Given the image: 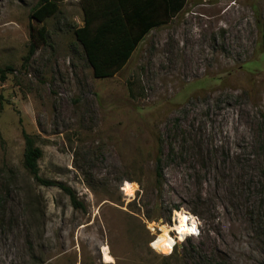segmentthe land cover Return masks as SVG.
<instances>
[{"label":"rangeland","instance_id":"rangeland-1","mask_svg":"<svg viewBox=\"0 0 264 264\" xmlns=\"http://www.w3.org/2000/svg\"><path fill=\"white\" fill-rule=\"evenodd\" d=\"M39 1L0 0V264H264V0H188L105 78L74 33L82 0L43 22ZM32 26L48 40L27 60ZM23 131L84 208L25 168Z\"/></svg>","mask_w":264,"mask_h":264},{"label":"trees","instance_id":"trees-1","mask_svg":"<svg viewBox=\"0 0 264 264\" xmlns=\"http://www.w3.org/2000/svg\"><path fill=\"white\" fill-rule=\"evenodd\" d=\"M187 2L188 0H82L83 25L76 27L74 33L94 75L98 78L114 76L128 63L146 35L180 14ZM58 11V0H40L32 10L31 17L43 22ZM30 36L27 60L47 42L48 30L45 26H32ZM14 72L15 67L11 64L0 66V83ZM23 137L25 168L39 183L62 188L74 207L84 208L71 187L40 175L38 162L43 150L36 144L33 135L23 131ZM160 163L159 157L156 171L158 180L162 178ZM171 256L172 254L169 255Z\"/></svg>","mask_w":264,"mask_h":264},{"label":"bare ground","instance_id":"bare-ground-1","mask_svg":"<svg viewBox=\"0 0 264 264\" xmlns=\"http://www.w3.org/2000/svg\"><path fill=\"white\" fill-rule=\"evenodd\" d=\"M183 217H188L187 226L191 227L190 222H189L191 220L190 214L187 211H185V210H181V211L177 210V211H175V224H174V227L172 229L178 230L181 227V224L184 222L182 220ZM170 232H171V229H169L167 226L163 225L161 227V233L158 234L157 237L152 241V246L154 244H156L160 240L161 237L165 236V233H167V237H170L172 240L175 241V239L173 238V236L171 235ZM179 234H180L179 236L181 237V236L187 235L189 233H181V232H179ZM174 244L172 245V247L174 246ZM172 247H171V249H172ZM155 249L163 250V248H155ZM103 254H104L105 259H106L107 262H111V261L114 260L113 256H111L110 252L108 251V247H106V246L103 247Z\"/></svg>","mask_w":264,"mask_h":264},{"label":"clouds","instance_id":"clouds-1","mask_svg":"<svg viewBox=\"0 0 264 264\" xmlns=\"http://www.w3.org/2000/svg\"><path fill=\"white\" fill-rule=\"evenodd\" d=\"M182 220L184 221L181 224V227L178 229L181 233H189V234H199L197 229V221L193 219L191 227L187 226V220L188 217H183ZM183 239V236L180 237ZM175 243L174 240H172L170 237H167V233H165V236L161 237L160 240L153 245L155 248H163L164 251H170L172 245Z\"/></svg>","mask_w":264,"mask_h":264}]
</instances>
